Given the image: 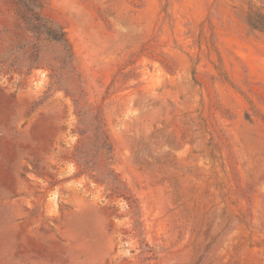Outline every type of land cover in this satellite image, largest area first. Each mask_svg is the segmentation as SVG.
Instances as JSON below:
<instances>
[{
	"label": "rangeland",
	"instance_id": "rangeland-1",
	"mask_svg": "<svg viewBox=\"0 0 264 264\" xmlns=\"http://www.w3.org/2000/svg\"><path fill=\"white\" fill-rule=\"evenodd\" d=\"M258 10L0 0V264H264Z\"/></svg>",
	"mask_w": 264,
	"mask_h": 264
},
{
	"label": "trees",
	"instance_id": "trees-1",
	"mask_svg": "<svg viewBox=\"0 0 264 264\" xmlns=\"http://www.w3.org/2000/svg\"><path fill=\"white\" fill-rule=\"evenodd\" d=\"M16 1L20 9H24L26 11L30 10V3L38 2V0H16ZM24 16L26 18L27 15L24 13ZM247 19H248V24L251 28L264 31V13H262L259 10L250 11ZM29 27L33 31L43 32L47 37H49L53 41H56L57 43L63 45L66 49V56L64 57L63 62L68 61V59L71 62V59L73 57L71 52V47L64 35L62 28L59 25H55L53 22H48V23L44 22L42 24L41 22L38 21V23H30ZM93 130L96 132V135L101 133L102 136L104 135L105 138H107V136L104 134V124L101 118L94 117Z\"/></svg>",
	"mask_w": 264,
	"mask_h": 264
}]
</instances>
